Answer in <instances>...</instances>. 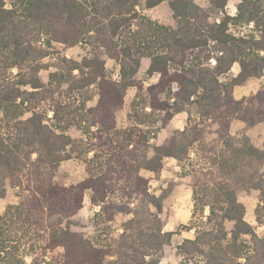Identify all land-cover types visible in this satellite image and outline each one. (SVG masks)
Listing matches in <instances>:
<instances>
[{
    "label": "trees",
    "instance_id": "obj_1",
    "mask_svg": "<svg viewBox=\"0 0 264 264\" xmlns=\"http://www.w3.org/2000/svg\"><path fill=\"white\" fill-rule=\"evenodd\" d=\"M206 1L207 8L196 0H19L10 7L0 0V198L7 181L19 190L0 215V264H158L179 231L164 230L144 172L159 175L167 158L191 182V216L181 227L193 238L177 246L181 264H264V236L245 221L237 199L258 191L254 218L264 225V145L231 131L235 121L244 131L264 123V83L233 95L264 74V0H237L234 16L226 12L230 0ZM163 2L173 27L138 10ZM231 25L257 34L236 36ZM80 43L91 47L89 55L48 58L54 44ZM106 58L118 65L117 79ZM144 58L146 76L158 77L147 85L138 79ZM236 63L238 74L223 80ZM130 88L131 124L119 127ZM180 113L183 129L151 145L148 127L163 128ZM70 159L82 161L86 175L64 185L58 168ZM85 197L98 208L90 220L103 242L69 231L50 237L48 214L64 206L75 213ZM226 221L234 222L230 233ZM59 247L58 256L49 255Z\"/></svg>",
    "mask_w": 264,
    "mask_h": 264
},
{
    "label": "rangeland",
    "instance_id": "obj_2",
    "mask_svg": "<svg viewBox=\"0 0 264 264\" xmlns=\"http://www.w3.org/2000/svg\"><path fill=\"white\" fill-rule=\"evenodd\" d=\"M6 7H10L19 0H3ZM197 3L203 7L207 8L208 2L206 0H196ZM231 0L229 3H233ZM141 15L158 24L173 27L175 22L172 18V11L167 2H163L159 6L146 9L143 6L138 8ZM229 10V6L227 11ZM230 32L238 35H250L255 32L251 31V27H236L234 25L230 26ZM255 33L254 35H256ZM91 47L85 43H80L72 48L66 49L63 45L54 44L51 46L49 59H55L57 57H67L74 60H79L83 56L90 54ZM54 61V60H51ZM106 69L108 75L113 79H117L118 65L115 61L106 58ZM149 65V59L144 58L142 61L141 69L138 72V79L143 81L146 85L153 83L157 80V76L147 77L146 69ZM52 69L41 71V77L45 82L49 81V73ZM239 72L238 64H234L231 71L222 77L223 80H230L236 76ZM264 83V74L261 78L249 79L244 85L235 86L233 89V95L236 99H240L244 96H248L250 93L255 92ZM135 95V89L130 88L127 91L125 97V103L122 110L117 113V124L119 127H127L131 124L129 118V109L131 101ZM95 100L91 102L93 105ZM185 121V116H176L167 126L161 128L159 124H154L148 127V132L150 134L151 145H158L164 142L172 133L183 127ZM243 124L239 121H235L232 124L231 131L233 135L241 136L243 132L250 139L252 144L258 148H262L264 145V123L256 125L254 128L244 131ZM215 129L213 133L209 134L208 138L211 139L215 135ZM72 137H81V131L77 128H72L68 132ZM85 166L84 163L77 159H70L63 161L59 168L57 174V180L64 185L74 184L85 177ZM144 175L149 179V190L150 192L158 197L160 204V216L165 221V231H176L171 242L164 247L162 259L158 264H181L183 262V256L178 253L177 246L184 239H192L193 231H185L181 226L187 225L192 211V193H191V182L190 178L184 174L182 169L173 159H166L164 166L159 175H154L149 172H144ZM18 188L11 185L10 181L6 182V194L4 197L0 198V215L4 212L7 206L16 204L18 201ZM258 191L250 192H238L237 199L245 207L244 219L247 223L252 225L258 236H264V225H257L254 218V209L258 204ZM154 211L156 209L152 207ZM97 207L90 205L88 197H85L83 207L77 211L73 212L70 206H64L58 212H51L47 217V228L50 237H62L69 231L75 234H83L96 240L102 241L105 239L104 234L101 235L102 231L91 224V217ZM122 217H118L115 222L112 223L111 235L117 237L120 230V225L123 222ZM234 222L226 221L225 226L228 233L232 232ZM248 237H240V240L248 241ZM61 252L60 247L56 248L54 251L49 253L50 256L56 257ZM29 262L30 259L28 258Z\"/></svg>",
    "mask_w": 264,
    "mask_h": 264
},
{
    "label": "crops",
    "instance_id": "obj_3",
    "mask_svg": "<svg viewBox=\"0 0 264 264\" xmlns=\"http://www.w3.org/2000/svg\"><path fill=\"white\" fill-rule=\"evenodd\" d=\"M230 1H231V0H230ZM230 1H229V2H230ZM229 2H228V4H227V6H226V12H227L228 15H230V16H234V15L236 14V4H237L238 1H237V0H234L233 3H229ZM161 4H162V3H161ZM158 6H159V5H158ZM228 6H229V10L227 11ZM157 78H158V77H157ZM156 81H157V80H156ZM156 81H155V82H156ZM128 90H129V89H128ZM128 90H127V91H128ZM234 97H235V96H234ZM179 115H183V116H185V120H186V114H185V113H180V114H177L176 116H179ZM176 116H174V118H175ZM174 118H173V119H174ZM173 119H172V120H173ZM172 120H171V121H172ZM171 121H170V122H171ZM170 122H169V123H170ZM169 123H168V124H169ZM168 124H167V125H168ZM242 124H243V123H242ZM167 125H166V126H167ZM184 125H185V121H184ZM184 125H183V127H184ZM243 126H244V124H243ZM183 127L180 128V129H177V130H182ZM167 159H172V158H167ZM165 160H166V159H165ZM173 160H174V159H173ZM174 161H175V160H174ZM164 162H165V161H164ZM175 162H176V161H175ZM176 163H177V162H176Z\"/></svg>",
    "mask_w": 264,
    "mask_h": 264
},
{
    "label": "built area",
    "instance_id": "obj_4",
    "mask_svg": "<svg viewBox=\"0 0 264 264\" xmlns=\"http://www.w3.org/2000/svg\"><path fill=\"white\" fill-rule=\"evenodd\" d=\"M118 76V75H117Z\"/></svg>",
    "mask_w": 264,
    "mask_h": 264
}]
</instances>
